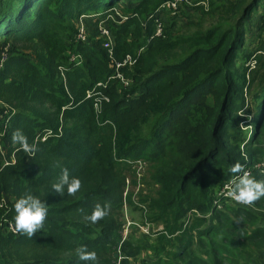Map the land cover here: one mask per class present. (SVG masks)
Wrapping results in <instances>:
<instances>
[{
    "label": "trees",
    "instance_id": "1",
    "mask_svg": "<svg viewBox=\"0 0 264 264\" xmlns=\"http://www.w3.org/2000/svg\"><path fill=\"white\" fill-rule=\"evenodd\" d=\"M169 1L0 4V41L14 42L0 68V264H92L77 260L80 245L96 253V264H129L146 249L124 239V208L140 211L143 225L160 228L147 250L148 264H256L252 256L264 250V221L251 210L264 211V198L244 207L217 194L235 163L264 179V170L255 167L264 163V0L216 6L219 16L237 13L235 22L198 29L187 39V54L159 64L180 43L166 31L154 36L151 16ZM113 10L125 18L113 25L111 51L106 39L91 47L77 39L80 16L104 19ZM247 34L255 47L245 44ZM69 55L79 56L80 65L69 64ZM126 56L135 63L119 73L131 81L130 89L112 78L115 63ZM150 119L149 135H138ZM17 129L35 152L12 142ZM137 162L146 163L149 182L135 204L130 184L140 178ZM63 168L81 180L72 196L50 191ZM25 193L48 206L43 228L31 238L12 227V204ZM8 195L13 202L3 204ZM96 204H107L108 215L93 224L84 217Z\"/></svg>",
    "mask_w": 264,
    "mask_h": 264
},
{
    "label": "rangeland",
    "instance_id": "2",
    "mask_svg": "<svg viewBox=\"0 0 264 264\" xmlns=\"http://www.w3.org/2000/svg\"><path fill=\"white\" fill-rule=\"evenodd\" d=\"M5 0H0V4L3 3ZM185 3L180 4L179 7L181 9V14L179 16H176L173 14L174 12L172 10H166L165 13L162 14L160 19V25L163 24V30L166 31L169 34L170 39L180 42L176 45V49L166 53L162 59L159 60V64H173L177 61H179L185 54H187L189 51V46L187 43V39H190L191 36L198 30L201 29L203 32L210 29L212 26L223 24L224 28H227L228 26H231L235 22V16H238L237 13L230 14L228 16H219L216 12L215 8L219 5H227L229 3H238V0H206L203 5H199L198 7L201 8L197 10L195 5L197 4L198 0H184ZM250 2L249 0H241L239 3H245L247 4ZM126 4V3H125ZM262 5V3H261ZM260 5V6H261ZM130 6V3L128 4ZM178 6V5H177ZM258 6V8H260ZM116 9V8H114ZM202 12L207 13L211 12V14L202 17ZM103 14V13H102ZM99 16V15H96ZM104 16V15H103ZM148 15H146L144 18L140 19L141 24L146 22L148 20ZM101 17V16H100ZM125 18L122 15V11L120 10H113L108 15H105L104 19H98L96 20L94 17H92L91 14L89 15H82L80 16V19L77 20V23H75V27H79L82 29L84 33V39L86 40V44L90 46V42H93L97 39L105 40L103 36H106L102 33L103 30L106 31L107 35H110V38L112 40V28L113 25H119L121 23V20ZM147 19V20H146ZM81 20V21H80ZM146 20V21H145ZM257 20V17L253 18V23L255 24V21ZM257 22V21H256ZM165 25V28H164ZM252 25H250L251 27ZM135 28L131 27L130 31H134ZM248 35V34H247ZM249 41L254 45H256L254 41V37L251 35H248L247 41H245V44L247 45ZM12 44L14 42L12 40L7 41H0V61L4 59V54L8 56V51L10 50ZM244 44V49H245ZM21 49L22 47L19 46ZM249 50V49H248ZM68 56V54H67ZM70 56V55H69ZM186 83L183 82L179 85H176L173 88V92H176L179 88L184 86ZM128 85L126 88H131L132 83L128 82ZM125 88V89H126ZM138 89V87H137ZM140 94V91H136V93L133 95V98L137 99L138 95ZM1 107V102H0ZM34 109H39L38 107L32 106ZM41 110V109H40ZM201 116V115H200ZM200 118V117H199ZM251 119V116L248 117V120ZM154 123V119H150L149 124L147 125H139V131L137 132L138 135L144 136L147 134V132L150 129V126ZM244 129L251 131L252 127L247 125ZM149 134L145 135L148 136ZM194 143V142H193ZM4 158V154L2 151V145L0 144V161L2 162ZM133 170L136 174V168L132 165ZM147 171L146 163L142 162L141 169L139 170V180L136 175V185H131V190L133 192V202L137 204V197L136 194L141 192V194H146V190L148 187V174L145 172ZM250 174L249 171H246ZM128 180L131 182L132 176L129 174ZM13 202V196L8 195L3 198V204ZM47 206V205H46ZM48 207V206H47ZM141 206L138 207V210L141 209ZM251 211H254V213L260 215L261 219L264 221V211L256 210L255 208H252ZM143 221L141 218V212L140 211H130L126 208L123 209V219L122 222L124 224L123 227V237L124 239L126 237H129L133 240H137L136 243L139 244L141 247L145 248L146 251L143 252V255L133 259L129 264H147L148 260L147 257L151 254L147 253V250L150 251V247L153 243V240L156 238V232L160 231L159 227H156L154 225H143ZM154 248L156 247V244L154 243ZM195 251V249H194ZM54 254L58 259L63 258V253H52ZM252 260L256 264H264V250H255L254 255L252 256ZM258 262V263H257Z\"/></svg>",
    "mask_w": 264,
    "mask_h": 264
},
{
    "label": "clouds",
    "instance_id": "3",
    "mask_svg": "<svg viewBox=\"0 0 264 264\" xmlns=\"http://www.w3.org/2000/svg\"><path fill=\"white\" fill-rule=\"evenodd\" d=\"M13 143L19 144L20 148L25 152H35V145H31L27 141V137L19 130H15L11 135ZM228 171L232 175L231 180L225 185L226 198L235 204L242 206H254V203L264 198V179H256L254 176L243 170V166L239 163L233 164ZM239 174V175H235ZM81 188V180L72 176L67 168H63L55 183L51 185V190L56 195L72 196L79 192ZM12 227L14 231L20 235L31 238L34 233L43 228L44 221L48 214L46 204L39 198L30 193H25L17 198L12 204ZM108 215V205L103 207L96 204L90 214L85 215V219L91 223H96ZM236 223L240 219H235ZM76 257L78 261L92 262L96 264V253L88 251L85 245H80L76 249Z\"/></svg>",
    "mask_w": 264,
    "mask_h": 264
},
{
    "label": "built area",
    "instance_id": "4",
    "mask_svg": "<svg viewBox=\"0 0 264 264\" xmlns=\"http://www.w3.org/2000/svg\"><path fill=\"white\" fill-rule=\"evenodd\" d=\"M206 0H198L197 4L195 6H199V5H203L204 2ZM185 3L184 0H170L167 3H164L163 5H161L156 12L151 16L155 25V31H154V36L155 37H164V30H163V24L160 25V19L163 13H165L166 10H172L174 13V15L178 12L179 9V5ZM178 5V6H177ZM102 33L106 36H103L107 41L104 43V47L107 48L109 51H111V47H112V40L110 38V35L106 33L105 30L102 31ZM263 39H264V34L262 35ZM77 39L84 41V33L82 31V29L79 30L78 35H77ZM263 54H264V45H263ZM111 54V52H110ZM5 61V54H4V60L0 61V68L2 67L3 62ZM80 57L77 55H72L69 58V64H73L75 66H79L80 65ZM135 63V59L126 56L125 59L121 62V63H115V75H113V79H117L119 80V82L121 83L120 85H122L123 88H126L128 85V82H131L129 80H127L126 78H124V76L122 74L119 73V70L126 67V66H132ZM59 72L61 73V77H62V73H64L65 69L63 67H59ZM100 85V84H98ZM87 97H89V95H87ZM1 137L2 134H0V144H1ZM12 158H14V152L12 153V155L10 156ZM4 160V159H3ZM9 162H4V164H8ZM142 163L141 162H137L136 163V167L137 170L139 172V170L141 169ZM256 168L260 169L261 171L264 170V163L262 164H258L255 166ZM245 171H249L251 174V171L249 169H245ZM229 183V182H228ZM226 183V184H228ZM222 187V189L219 191V193L217 194L218 198H226V189H225V185ZM229 200V199H228ZM230 201V200H229ZM234 203V202H232ZM242 206V205H240ZM214 207L216 209H221L220 205L218 204V202L215 200L214 202ZM247 207V206H244Z\"/></svg>",
    "mask_w": 264,
    "mask_h": 264
},
{
    "label": "crops",
    "instance_id": "5",
    "mask_svg": "<svg viewBox=\"0 0 264 264\" xmlns=\"http://www.w3.org/2000/svg\"><path fill=\"white\" fill-rule=\"evenodd\" d=\"M147 260H148V262H147V264L150 262V259L149 258H147Z\"/></svg>",
    "mask_w": 264,
    "mask_h": 264
}]
</instances>
